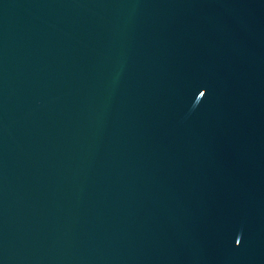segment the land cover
Returning a JSON list of instances; mask_svg holds the SVG:
<instances>
[{
    "label": "water",
    "instance_id": "water-1",
    "mask_svg": "<svg viewBox=\"0 0 264 264\" xmlns=\"http://www.w3.org/2000/svg\"><path fill=\"white\" fill-rule=\"evenodd\" d=\"M0 264H264V0H0Z\"/></svg>",
    "mask_w": 264,
    "mask_h": 264
}]
</instances>
